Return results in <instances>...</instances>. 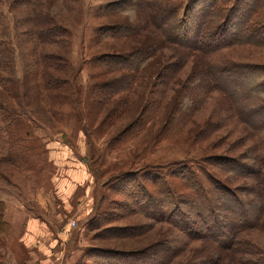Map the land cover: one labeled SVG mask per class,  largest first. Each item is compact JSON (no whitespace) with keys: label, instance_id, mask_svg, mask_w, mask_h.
Here are the masks:
<instances>
[{"label":"rangeland","instance_id":"rangeland-1","mask_svg":"<svg viewBox=\"0 0 264 264\" xmlns=\"http://www.w3.org/2000/svg\"><path fill=\"white\" fill-rule=\"evenodd\" d=\"M11 1L0 0V39L8 49L0 58L13 62L3 72L9 81L0 82V105L10 117L0 141V264H97L90 248L127 254L121 257L142 251L150 258L151 251L164 249L162 264H258L264 258V129L251 126L257 116L250 112L252 105L238 97L244 88L222 93L204 75L230 62L264 66V44L234 45L212 54L166 44L133 75L134 82L124 93L98 112L94 85L112 78L118 82L121 74H110L96 59L157 44L159 35L154 36L148 18L156 21L158 16L148 17L147 12L161 4L163 12H169L172 8L167 6L174 0H148L149 7L133 17L104 10L118 0L63 1L55 15L68 31L65 48H54L67 60V67L59 72L67 83L60 89H50L41 74L31 72V44L16 24L20 7L12 10ZM232 2L218 0L198 28L197 44L216 29L221 19L217 15ZM196 6L186 28L195 34ZM250 10L248 24L257 28L264 22V6L251 4ZM122 22L134 24L133 35L102 36L101 27ZM141 25L145 31L134 34ZM246 26L240 22L230 34L235 36L232 39L241 31L243 36ZM257 36L263 37V32ZM230 38H224L226 43ZM164 75L169 76L162 86ZM118 106L119 113L107 120L109 111ZM142 112L148 122L118 136ZM213 157L221 162L238 160L246 164V171L236 173L220 162L214 164ZM180 162L194 170L207 192L214 176L231 182L243 197L219 209L229 225L238 221L240 213L246 219L231 233L229 246L213 240L207 223L194 214L190 216L197 221L195 230L183 228L175 216L168 223L136 211L129 215L127 186H112V180L124 172L150 169L171 183L178 181L169 175ZM145 184L155 189V183ZM135 208L133 203L131 209ZM92 217L112 218L92 228Z\"/></svg>","mask_w":264,"mask_h":264},{"label":"trees","instance_id":"trees-1","mask_svg":"<svg viewBox=\"0 0 264 264\" xmlns=\"http://www.w3.org/2000/svg\"><path fill=\"white\" fill-rule=\"evenodd\" d=\"M63 1L65 0H53L52 3L50 0L11 1L12 10L20 7L17 8L21 11L19 13V18L16 17V24L21 28L23 35L26 38L28 37V43L31 44L29 49L30 56L32 57L31 72L35 75L41 74L44 80H46V85L50 89L63 88L67 83L66 79H63L59 75V72H63L67 67V60L59 52L54 51V48L60 51L63 50L66 44L65 40L68 38L66 25L55 21L57 9ZM217 4L218 0H174L167 6L168 8H172L169 12H163L164 10L162 9L164 5L162 4L161 7L154 12L153 9H150L149 12L146 11L148 17L149 15L158 16L156 21L155 17H153V21H151L149 17L148 21L151 27L156 30L154 36L157 37V34L159 35L157 44L160 45L156 43H147L137 46V48L128 53H105L98 57L96 62L109 69L110 74L120 73L121 75L120 81L118 82L116 78H112L107 81L97 82L94 85L92 94L94 97L95 109L98 110V112L101 111L113 97L118 96L121 92L124 93V90H126L129 85L128 83L134 78L133 75L140 71L144 64L153 59L166 44L178 48H191V51L201 52L203 54H212L214 51H220L225 48L233 47L234 45L240 46L245 43H251L253 45L264 44V22L259 25V27L254 28V26H250L247 21L249 13L251 12V4H253V6L260 5V7H262L264 6V0H233L230 6L222 9L217 15V17H221V19L215 26L216 29H210V31L200 39L202 44H197L199 42L197 37L198 28L205 22V19L214 12ZM146 6L149 7L148 0H118L108 3L104 10L108 12L126 13L133 17L136 16L137 11L143 10ZM195 6L198 8H196L198 15L196 34L186 30L188 15ZM160 14H162V16H160ZM240 22L243 24L246 23L248 29L243 36H241L242 31L239 32L238 36L233 40L232 38L235 36L230 34L233 31L236 32L235 29H237ZM132 25L134 24H125L122 22L112 27L103 26L100 28V31H102V36L106 37L127 35L128 33L131 35L134 29ZM218 29L221 32H219ZM140 31H145L142 25L138 30H135L134 34H139ZM146 32L149 31L146 30ZM262 32L263 37H258L257 35ZM219 34L222 35L219 36ZM228 36L231 37V40L228 39L229 42L226 43L224 38H228ZM5 44L6 43L0 39V55L6 53L8 50ZM8 63L13 65L12 60L8 61L0 58V82L2 83L9 81V79L3 75ZM168 76L164 75L162 80L159 81L162 86H164L165 78ZM204 76L206 79H209L210 85L222 91V93L226 92L227 94L228 90L230 91L231 88H234V90L237 88L241 89V87L244 88L243 93L241 95L239 94L238 97L246 101L245 103H250V105H252L250 112L257 116V122L255 123L252 121L251 126L253 125L252 127H255V129H261L262 127L264 129V66L243 62H230L227 66L207 71ZM171 77H173V75H171L170 78ZM158 78L157 80H159ZM121 80L123 81L121 82ZM159 91H161V89H159ZM230 96L234 99L233 95ZM183 105L184 103L182 102L181 105H178V108L183 107ZM119 106L109 111L106 118L107 120L111 119L113 114L115 115ZM147 122L148 119L145 118L142 112L141 115L118 136H121V134H124L127 130L129 132V130L133 128L141 129L143 124ZM9 124L10 117L7 114L6 108L0 105V141L4 138L5 128ZM131 134L134 133L131 132ZM212 160L214 164L220 162V164H223L222 166L231 167L229 168L231 171L236 170L237 172H241V174H243L247 168V166H245L246 164L244 165L238 160L229 159L221 162L222 160L220 161L218 157H213ZM172 171L170 175L167 173V176L169 175L170 177L176 178L179 183L178 181L171 183L164 179L162 177L163 175L161 176V172V174L156 172L153 173L152 169H150L143 173L141 171L124 172L112 180V186L114 188H120L124 183L125 187L127 186L125 195L130 202L125 203V205L129 208V215L134 214V211H136L137 214L141 213L146 216L148 215L158 222L168 223L172 222V217L175 216L176 219H174V221L182 225L183 228L195 230L194 226L197 224V221L190 216L194 214L198 218L197 220L200 219L204 223H207L206 227L209 231L208 234L213 240L221 242L220 244L222 245L229 246L233 240L231 233L237 231V226L240 227L242 224L246 223V219L244 218V213L243 215L240 213V217L237 218L238 221H236L234 225H229L231 221L226 222V218L221 216L219 212L222 210V205L226 204V202L234 204L242 200L243 197L238 193V189H234L232 183L228 180L223 181L219 177L211 176V188L207 192L197 180L194 170L186 163H177ZM248 171L252 172L249 168ZM147 181L155 183V189L153 188V190H150L145 184ZM133 203L137 205V208L131 209ZM111 218L105 217L101 221L102 217H92L89 224L92 228H98L103 226L105 222L108 223ZM195 234H198L197 231H195ZM162 250L164 249L158 250L157 248L151 251L150 254H152V258L142 251L132 254L129 253L131 254L128 255L130 257H121L127 254L109 248H90L88 251L89 255L94 259V263L95 261L98 262L97 264H129L127 263L128 260H131L130 264H162L163 261L160 253ZM144 256L147 257L146 261L143 258ZM258 264H264L263 257Z\"/></svg>","mask_w":264,"mask_h":264},{"label":"built area","instance_id":"built-area-1","mask_svg":"<svg viewBox=\"0 0 264 264\" xmlns=\"http://www.w3.org/2000/svg\"><path fill=\"white\" fill-rule=\"evenodd\" d=\"M73 223H75V222H73Z\"/></svg>","mask_w":264,"mask_h":264}]
</instances>
